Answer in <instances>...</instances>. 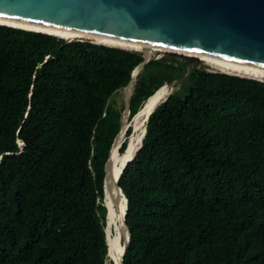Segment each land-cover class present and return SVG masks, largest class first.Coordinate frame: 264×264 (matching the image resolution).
<instances>
[{"label":"trees","instance_id":"1","mask_svg":"<svg viewBox=\"0 0 264 264\" xmlns=\"http://www.w3.org/2000/svg\"><path fill=\"white\" fill-rule=\"evenodd\" d=\"M141 62L0 25V264H105L114 97ZM192 62L152 60L136 79L129 120L163 84H181L117 181L123 264H264V81Z\"/></svg>","mask_w":264,"mask_h":264},{"label":"water","instance_id":"2","mask_svg":"<svg viewBox=\"0 0 264 264\" xmlns=\"http://www.w3.org/2000/svg\"><path fill=\"white\" fill-rule=\"evenodd\" d=\"M0 20L140 52L142 62L133 69L127 86L118 90L132 86L125 95L120 130L166 85L143 101L129 120L136 79L152 60L186 58L193 60L192 65L264 81V0H0ZM142 53L158 57L146 58ZM126 208L125 199L124 224ZM125 228L121 264L130 237L126 224ZM104 233L107 246L106 228Z\"/></svg>","mask_w":264,"mask_h":264},{"label":"bare ground","instance_id":"3","mask_svg":"<svg viewBox=\"0 0 264 264\" xmlns=\"http://www.w3.org/2000/svg\"><path fill=\"white\" fill-rule=\"evenodd\" d=\"M0 25L17 28L26 31H35L38 33L48 34L55 36L59 39H64L67 41H88L80 38H75L67 35H62L54 32H49L41 29H36L28 26H23L15 23H10L0 20ZM93 42V41H90ZM98 45H104L112 48L114 47L106 44H101L93 42ZM123 49V48H119ZM127 50V49H123ZM132 51V50H128ZM136 52V51H135ZM140 53V52H139ZM144 57H158L149 54L142 53ZM218 71V70H217ZM222 73H227L220 71ZM231 74V73H227ZM234 76L244 77L236 74H231ZM249 78V77H244ZM253 79V78H250ZM257 80V79H256ZM262 81V80H260ZM132 86L129 85L123 90L124 94L128 96L131 92ZM172 93L171 87L166 84L161 89H159L148 102L144 103L139 109L137 115L129 121V125L126 128L128 122L124 124L120 132L117 134L114 142L111 145L110 151L108 153V160L105 167V175L103 180V204L106 207V236H107V247L108 254L107 257L113 262V264H121V258L124 252V246L127 239V230L124 224V214H125V197L117 189L116 181L120 171L128 163L129 160L133 158L136 154L144 133V128L146 124V118L149 117L150 112L157 107L165 98H167ZM126 128V130H125ZM131 128L130 134L126 136V131ZM125 143V148L120 151L122 144Z\"/></svg>","mask_w":264,"mask_h":264},{"label":"rangeland","instance_id":"4","mask_svg":"<svg viewBox=\"0 0 264 264\" xmlns=\"http://www.w3.org/2000/svg\"><path fill=\"white\" fill-rule=\"evenodd\" d=\"M59 39V38H58ZM67 41V40H66ZM67 42H70V41H67ZM123 50V49H122ZM128 51V50H127ZM139 53V52H138ZM141 54V53H140ZM162 59V57L160 58ZM165 61H168V62H171V59H166V58H163ZM194 67H201V66H197V65H192L188 68V70H190L191 68H194ZM201 68H204L205 70L207 71H215V72H219V73H222L220 71H217V70H214V69H210V68H205V67H201ZM227 74V73H225ZM231 75V74H230ZM234 76V75H233ZM250 79V78H249ZM180 84H181V81H173L171 82L170 84H168L170 87H171V90H172V93L179 90L180 88ZM115 101H116V105L118 108H122L123 109V112H124V109H125V94L123 91H118L116 96L114 97ZM123 112H122V115H123ZM105 264H113V262L111 260L108 259V257L106 258V263Z\"/></svg>","mask_w":264,"mask_h":264},{"label":"built area","instance_id":"5","mask_svg":"<svg viewBox=\"0 0 264 264\" xmlns=\"http://www.w3.org/2000/svg\"><path fill=\"white\" fill-rule=\"evenodd\" d=\"M209 72H215V71H209ZM106 258H107V256H106ZM105 263H106V261H105Z\"/></svg>","mask_w":264,"mask_h":264}]
</instances>
